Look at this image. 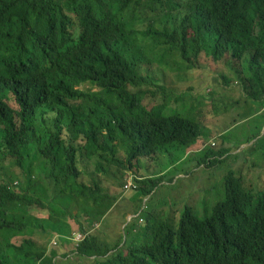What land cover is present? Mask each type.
Listing matches in <instances>:
<instances>
[{
    "label": "trees",
    "instance_id": "obj_1",
    "mask_svg": "<svg viewBox=\"0 0 264 264\" xmlns=\"http://www.w3.org/2000/svg\"><path fill=\"white\" fill-rule=\"evenodd\" d=\"M172 51L195 67L226 61L264 104V0H0V264H58L67 244L95 264H264V195L234 172L209 217L186 207L176 223L140 218L114 244L95 229L71 239L117 200L106 176L207 145L209 111L183 115L149 67ZM215 146L199 167L232 151ZM147 175L144 195L164 179Z\"/></svg>",
    "mask_w": 264,
    "mask_h": 264
},
{
    "label": "rangeland",
    "instance_id": "obj_2",
    "mask_svg": "<svg viewBox=\"0 0 264 264\" xmlns=\"http://www.w3.org/2000/svg\"><path fill=\"white\" fill-rule=\"evenodd\" d=\"M168 49L162 45L156 52ZM172 52L167 57L168 63L156 61L149 67L156 82L175 90L179 101L173 98L172 104L183 115L192 116L190 113L195 112L196 118L202 120L201 115L209 111L210 117L205 121L208 127L202 126L201 137L207 145L200 150H194L196 144H192L173 154L161 152L151 160L142 157L135 166L139 173L124 171L122 175L113 167L116 176H106L104 186L118 195L117 200L101 222H93L91 229L87 228L88 233L95 229L100 239L111 244L120 237L129 239L131 226L143 224L140 218L173 219L176 223L186 207H192L200 219L209 217L215 205L225 199V181L230 172L242 176L243 188L253 192L256 198L264 195V104L250 99L242 86L235 83L236 73L228 70L226 61L213 62L205 56L195 67L185 65L179 54ZM223 75L229 78V85L224 83ZM213 143L215 150L230 147L232 151L226 159L199 167L202 152L198 151ZM178 159L181 160L175 162ZM147 174H164V179L151 194L144 195L136 178L148 177ZM128 182L136 184L137 188H125ZM30 217L35 223L34 216ZM54 240L57 242V238L49 240V249L58 247ZM67 248L70 254L66 258L58 256V264L96 263L94 257L71 253V245Z\"/></svg>",
    "mask_w": 264,
    "mask_h": 264
},
{
    "label": "built area",
    "instance_id": "obj_3",
    "mask_svg": "<svg viewBox=\"0 0 264 264\" xmlns=\"http://www.w3.org/2000/svg\"><path fill=\"white\" fill-rule=\"evenodd\" d=\"M214 144V143H213ZM130 187H133V188H136L137 185L136 184H133L132 182H128L126 185H125V188H130ZM142 220V219H141ZM89 233L88 232H83V231H75L72 233V236H71V239L75 242V244H79L80 242H82L85 237L88 235ZM54 244H56L57 242L54 240L53 241Z\"/></svg>",
    "mask_w": 264,
    "mask_h": 264
},
{
    "label": "crops",
    "instance_id": "obj_4",
    "mask_svg": "<svg viewBox=\"0 0 264 264\" xmlns=\"http://www.w3.org/2000/svg\"><path fill=\"white\" fill-rule=\"evenodd\" d=\"M74 232H75V231H74ZM54 238H56V237H54ZM54 238H53V239H54ZM67 245H69V244H67ZM59 256L62 257L61 255H59ZM65 258H66V257H65Z\"/></svg>",
    "mask_w": 264,
    "mask_h": 264
}]
</instances>
